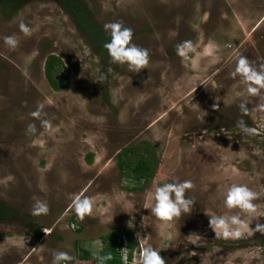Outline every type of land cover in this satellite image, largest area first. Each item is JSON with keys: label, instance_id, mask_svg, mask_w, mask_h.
<instances>
[{"label": "rangeland", "instance_id": "1", "mask_svg": "<svg viewBox=\"0 0 264 264\" xmlns=\"http://www.w3.org/2000/svg\"><path fill=\"white\" fill-rule=\"evenodd\" d=\"M87 1L101 26L133 30V43L149 50L147 68L131 72L110 56L102 60L52 0L16 15L0 7V199L18 211L17 220L0 223V264H52L61 251L73 258L69 264H99L105 236L117 226L134 232L132 264L142 246L160 251L166 264H264V233L217 239L208 215L238 211L223 204L233 183L261 193L255 203L264 213V89L249 97L230 75L241 54L264 65V0ZM9 36L19 42L15 49L5 43ZM185 40L194 50L181 57L176 45ZM51 54L63 59L69 78L60 90L45 74ZM238 121L256 133H243ZM139 161L155 166L148 182L134 174ZM174 180L195 185L186 193L193 209L160 221L145 207L148 195ZM75 194L93 201L83 221L70 210ZM36 200L48 204L47 215L32 214ZM243 218L255 228L257 220ZM82 249L91 260L80 261Z\"/></svg>", "mask_w": 264, "mask_h": 264}, {"label": "clouds", "instance_id": "2", "mask_svg": "<svg viewBox=\"0 0 264 264\" xmlns=\"http://www.w3.org/2000/svg\"><path fill=\"white\" fill-rule=\"evenodd\" d=\"M20 31L25 36L31 35L30 28L23 22L19 25ZM104 29L109 33L110 39L105 42L104 48L107 49L113 63L127 65L131 72H139L141 69L147 68L150 55L147 48L141 47L133 43V30L126 27L121 22H109L104 25ZM5 43L11 48L15 49L18 46V40L15 36L5 37ZM194 50L192 41L185 40L176 45V53L178 56L184 57L189 52ZM111 71V69H109ZM232 78L239 76L246 84V92L249 97H258L261 90L264 89V65L256 68L252 65L249 59L244 55H238L235 60V68L230 73ZM98 81V80H97ZM101 82V81H99ZM247 101L240 104L242 112L248 113L249 109L246 107ZM43 105H39L38 109L31 113L34 118H39ZM213 109L217 105L212 106ZM261 110H264V103L259 105ZM45 129H51V122L48 120L41 121ZM238 127L245 134H255L256 129L247 127L242 121H238ZM35 125L28 126L29 132H34ZM258 155L260 153H257ZM195 187L191 180H174L156 186L154 191L150 192L148 198L152 201L150 205H146L150 209L151 214L160 221L171 222L178 219L185 213H190L193 209L195 201L186 195L187 192ZM261 193L252 190L246 184L233 183L224 194L223 204L228 210H238L231 215H209V226L214 230L217 239H237L244 235H253L254 232L264 233V224L259 222V218L264 216V213L259 212V206L255 203L260 199ZM70 210H73L78 219L83 221L85 216H89L93 211V201L82 194H75L71 197ZM49 212L48 204L44 201L36 200L32 206V214L47 215ZM131 214V213H130ZM249 216L257 220L255 228L250 227L251 222L246 221L243 217ZM253 219V220H254ZM129 227H134L133 222H128ZM44 232L49 235L50 231L44 229ZM140 240V234L137 233ZM193 244L198 241H190ZM113 257L111 253L97 257L99 264H105L106 261ZM73 258L67 252H56L53 254L52 264H61L63 261H71ZM126 261V258H125ZM134 264H166V260L152 246H142L138 258L135 259Z\"/></svg>", "mask_w": 264, "mask_h": 264}, {"label": "trees", "instance_id": "3", "mask_svg": "<svg viewBox=\"0 0 264 264\" xmlns=\"http://www.w3.org/2000/svg\"><path fill=\"white\" fill-rule=\"evenodd\" d=\"M36 0H0V7L5 15H16L19 10ZM59 4L71 17L73 22L75 23L77 29L81 33V35L87 40L89 45L92 47L94 51L100 54V58L102 60H106L109 55L107 49L104 48L105 42L110 39L109 33L105 31L104 27L97 21L94 16L92 10L89 7L87 0H52ZM65 63L63 59L57 54H51L45 63V74L46 77L55 90H60L64 88L61 84V79L68 80V74L64 72ZM108 68L105 67L103 72L107 74ZM128 148L124 149L119 153V165L122 167V157L126 154ZM154 164H151L147 161H139L134 166V174L142 181L148 182L154 176ZM18 211L7 205L0 199V223L2 222H13L17 220ZM80 229V227H79ZM123 237L128 240V255L129 260L133 261L134 253L137 247V242L135 241L134 232L125 227V226H117L115 230H113L109 235L105 236V240L107 242L106 250L103 252L102 256H105L109 253L112 255V259L105 262V264H122L121 260V248L123 246ZM78 250H81L78 247ZM91 252L90 250L82 249V254L78 255L79 259L90 258ZM92 264H98L97 262H93Z\"/></svg>", "mask_w": 264, "mask_h": 264}, {"label": "built area", "instance_id": "4", "mask_svg": "<svg viewBox=\"0 0 264 264\" xmlns=\"http://www.w3.org/2000/svg\"><path fill=\"white\" fill-rule=\"evenodd\" d=\"M79 227V226H78ZM123 246L121 248V260L122 264H132V261L129 260V255H128V240L123 237ZM126 258V261H125ZM61 264H69L68 261H63Z\"/></svg>", "mask_w": 264, "mask_h": 264}, {"label": "crops", "instance_id": "5", "mask_svg": "<svg viewBox=\"0 0 264 264\" xmlns=\"http://www.w3.org/2000/svg\"><path fill=\"white\" fill-rule=\"evenodd\" d=\"M88 250H89V249H88ZM84 260H86V259H80V261H82V262H83ZM89 260H91V259H88V261H89Z\"/></svg>", "mask_w": 264, "mask_h": 264}]
</instances>
